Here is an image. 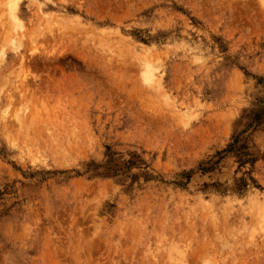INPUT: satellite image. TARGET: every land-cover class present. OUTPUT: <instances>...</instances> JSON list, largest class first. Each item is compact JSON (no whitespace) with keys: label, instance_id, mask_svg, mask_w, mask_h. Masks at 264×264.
<instances>
[{"label":"rangeland","instance_id":"1","mask_svg":"<svg viewBox=\"0 0 264 264\" xmlns=\"http://www.w3.org/2000/svg\"><path fill=\"white\" fill-rule=\"evenodd\" d=\"M10 1L0 264H264V0Z\"/></svg>","mask_w":264,"mask_h":264},{"label":"bare ground","instance_id":"2","mask_svg":"<svg viewBox=\"0 0 264 264\" xmlns=\"http://www.w3.org/2000/svg\"><path fill=\"white\" fill-rule=\"evenodd\" d=\"M9 1H10V0H9ZM11 1H12V0H11ZM11 1H10V2H11ZM7 2H8V1H7ZM11 14H13V13H11ZM13 15H14V14H13ZM10 16H11V15H10ZM12 21H16L15 18H14ZM14 39H15V38H14ZM16 41H18V40H16ZM11 43H12V42H11ZM148 78H149V77H148ZM176 257H177V256H176ZM172 261H173V260H172ZM179 262H181V261H179ZM181 263H182V262H181ZM177 264H178V263H177Z\"/></svg>","mask_w":264,"mask_h":264}]
</instances>
